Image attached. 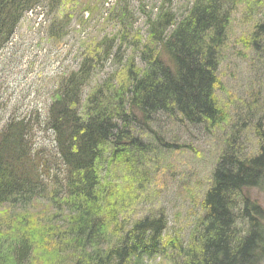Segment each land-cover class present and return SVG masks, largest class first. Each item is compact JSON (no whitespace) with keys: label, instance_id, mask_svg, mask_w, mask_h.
<instances>
[{"label":"trees","instance_id":"obj_1","mask_svg":"<svg viewBox=\"0 0 264 264\" xmlns=\"http://www.w3.org/2000/svg\"><path fill=\"white\" fill-rule=\"evenodd\" d=\"M64 1L0 0V52L23 15L37 7L54 41L64 38L73 19L83 25L107 11L103 22L115 14L121 26L125 16L135 14L128 0H112L109 8L107 0H68L76 7L73 14L62 8ZM173 1L158 0L142 12L145 38L132 42L129 53L125 35L114 38L104 49L89 50L78 70L62 78L44 120L53 155L33 148L36 118L13 117L2 127L0 208L7 206L10 215L0 214V264H143L155 257L166 264H264V213L245 195L264 190V97L260 100L259 93L242 109L249 125L234 126L223 140L201 199V217L186 243L164 236L162 211L122 218L136 190L127 185L119 191L110 175L123 167L130 177L142 178L148 175L149 156L182 148L155 129L159 118L205 132L226 122L215 92L234 0H192L179 16ZM256 3L264 8V0ZM257 35L264 36V20L252 28L250 36ZM109 59L113 72L84 96L99 61ZM242 126L258 142L253 155L240 141ZM134 182L131 177L129 183ZM39 201L53 213L32 220Z\"/></svg>","mask_w":264,"mask_h":264},{"label":"rangeland","instance_id":"obj_2","mask_svg":"<svg viewBox=\"0 0 264 264\" xmlns=\"http://www.w3.org/2000/svg\"><path fill=\"white\" fill-rule=\"evenodd\" d=\"M191 1L174 0L172 9L179 16ZM156 2L158 0H128L135 14L132 18L125 16L121 26L115 14L108 22H103L108 18L107 11L101 16L94 15L91 21L83 25L73 19L60 41H54L48 35L49 21L46 19L45 22L39 8L26 13L17 24L11 42L0 52V131L13 117L36 118L33 148L43 150L47 157L53 155L52 133L46 129L44 120L62 78L78 70L80 63L91 54L89 50H95L94 47L104 49L112 40L114 42V38L121 36L123 39L125 35V44L128 45L125 47L126 53H129L132 42L145 38L146 25L142 12L150 11ZM256 2H232L235 9L231 14L230 31L218 66V88L215 92L217 104L226 114V122L218 129L205 132L202 127L183 129L159 118L155 129L164 139L176 140L182 148L176 147L172 152L157 150L155 155L149 156V164L145 165L148 171L144 172L148 175L142 178L141 175L131 176L135 179L133 186L129 183L131 177L123 167L110 175L116 179L119 191H124L127 185L131 192L136 190L135 195L127 199L130 206L122 212L123 219L134 220L162 211L167 221L164 236L182 244L188 241L201 217V199L223 149L224 138L231 134L234 126L249 125L242 114L249 98H254L257 93L260 100L264 97V36L257 35L255 39L250 36L254 24L264 20V8ZM62 4V8L73 14L71 9L76 7L72 3L65 0ZM107 61H99L84 96L113 72L114 67L109 62L111 59ZM36 112L41 116L37 118ZM241 129L240 141L245 153L253 155L258 149L256 137L249 128L242 126ZM245 195L256 202L264 213V190L251 189ZM33 206L30 214L32 220H42L44 214L53 213L50 205L44 201L36 202ZM0 214L8 217L9 208L1 207ZM262 217L264 222V214ZM45 256L49 255L46 253ZM143 264L166 262L155 257L145 260Z\"/></svg>","mask_w":264,"mask_h":264}]
</instances>
